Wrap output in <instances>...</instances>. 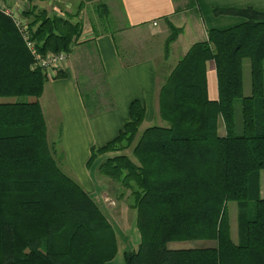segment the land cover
<instances>
[{
	"label": "trees",
	"instance_id": "1",
	"mask_svg": "<svg viewBox=\"0 0 264 264\" xmlns=\"http://www.w3.org/2000/svg\"><path fill=\"white\" fill-rule=\"evenodd\" d=\"M213 11L245 22L209 30L207 40L179 61L159 94L166 126L139 134L146 107L135 99L118 136L91 148L87 168L112 154L98 172L128 190L137 211L141 243L125 253V264H264V12ZM28 17L42 55H71L79 46L84 25L72 21L76 16L33 10ZM169 26L170 44L180 30ZM88 49L93 53L94 46ZM245 60L251 95L244 92ZM209 61L216 66L218 100L208 93ZM33 64L23 34L0 11V98H33L0 103V264H107L118 253L116 233L91 195L57 163L39 102L51 79ZM93 66L97 75L99 66ZM64 70L56 78H64ZM78 76L88 115L116 107L105 76L96 84L88 73L78 70ZM230 202L238 204V241L231 234ZM183 241L214 246L169 247Z\"/></svg>",
	"mask_w": 264,
	"mask_h": 264
},
{
	"label": "crops",
	"instance_id": "2",
	"mask_svg": "<svg viewBox=\"0 0 264 264\" xmlns=\"http://www.w3.org/2000/svg\"><path fill=\"white\" fill-rule=\"evenodd\" d=\"M3 6L14 10L27 23L28 15L36 10L51 15L60 12L66 18L76 16L72 21L80 20L84 25L76 48L85 50L88 53L85 57L91 55L92 62L108 79L116 107L96 116L88 115L79 87L78 67L83 63L76 64L83 61L82 53L76 57L74 53L69 55L63 72L65 77L48 81L39 102L47 124L48 143L56 150L59 167L91 195L116 233L118 253L107 264H125V253L138 249L141 243L137 211L131 208L127 191L120 199L108 194L111 200L122 204L105 202L104 184L98 177L110 178L101 176L98 166L113 155L100 157L90 170L87 161L91 148L104 146L118 136L129 119V106L135 99L144 102L148 112L143 125L152 126L158 115L163 121L159 110L160 89L179 61L194 44L207 40L209 30H225L245 22L238 16L216 15L215 7H251L264 12V0H0V8ZM169 24L180 30L170 44ZM90 43L94 46L93 53L88 49ZM93 75L96 74L93 72ZM207 79L210 99L218 100L214 61L207 64ZM124 205L130 228L126 226ZM111 207L116 208L115 213Z\"/></svg>",
	"mask_w": 264,
	"mask_h": 264
},
{
	"label": "rangeland",
	"instance_id": "3",
	"mask_svg": "<svg viewBox=\"0 0 264 264\" xmlns=\"http://www.w3.org/2000/svg\"><path fill=\"white\" fill-rule=\"evenodd\" d=\"M87 21H88V23L89 22L92 23V20H90V19H88ZM118 41H119V38H118ZM79 53H82L84 55V59H83V61L80 60V61H78L76 63L78 65H81L83 63L82 66L78 67V70L82 71L83 73H88L90 75V77H91L90 79H91V83L92 84L93 83L96 84L98 82L103 81L104 75H103L102 71L99 70V73L97 75H93V72H95V70H96V69H93V67H94L93 66V62H92L93 58H91V56L85 57V56L88 55V53L85 50H83V51L80 50L79 51V49L77 50V48H76V50L74 52V57H76L77 54H79ZM91 75H93V76H91ZM105 84H107V86L110 88L108 79L105 82ZM89 88H91V86H89ZM160 91H161V89H160ZM244 92H245V95H251V93H252L250 60H245V62H244ZM16 100H19V101H31V100H33V98H10V99H1L0 98V103H4V102H8V101H16ZM235 110H236V120H237V122H241V120H242V104H241V100H237L236 101ZM147 114H148V112L146 110V115ZM152 123H154V124H152V126H155V125L166 126V124L163 123V121L160 120L159 115L157 116V118H154ZM148 125L149 124L142 125V127L140 128L139 134L142 133L146 128H148L149 127ZM220 132L222 134L225 133V127H224L223 121H221V123H220ZM53 149H55V148H53ZM125 153L130 158H132V160L134 162H136V159L131 154V150L125 151ZM99 177H98V180L101 181V184H104V188H105V190H103V195H102L104 200H105V202H107L108 204H111V202L113 201V202H115V204H117V206L119 204H122V202H118V201H115L114 199L113 200H111V199L112 198H117V199L122 198L123 192H125V191L128 192V194H129L128 198H130V192L128 190L123 189L117 182H114L111 179H110L111 181L107 180V179H104V178L100 179ZM261 178H262V184H261L262 185V197L264 198V170L261 171ZM101 184H100V186H101ZM118 187H119V190H118ZM115 190H116V192H115ZM108 194H110L112 198L108 197ZM123 208H124V218H125V220L127 222L126 226H127V228H130L132 225H131V222L127 220L125 205L123 206ZM104 209L106 211H108L110 208H104ZM111 212L115 213L116 212V208L115 207H111ZM228 212H229L230 219H231V234H232V238H233L234 241H238V219H237L238 218V204L236 202L228 203ZM119 226L121 227V225H119ZM209 246H214V242H212V241H193V242L192 241H183V242H171L169 244V247L173 248V249L198 248V247H209Z\"/></svg>",
	"mask_w": 264,
	"mask_h": 264
},
{
	"label": "built area",
	"instance_id": "4",
	"mask_svg": "<svg viewBox=\"0 0 264 264\" xmlns=\"http://www.w3.org/2000/svg\"><path fill=\"white\" fill-rule=\"evenodd\" d=\"M3 7L0 8V11L9 16L14 21L15 25L23 34V38L26 42L27 48L34 57V64L32 66V69H39L51 80L55 79L58 76V72L66 68V65L69 61V54L65 51H62L58 54L48 53L46 55H42L40 52H38L35 42L31 40L27 21L23 20L21 16L17 15L14 10ZM58 14L61 15L60 12H58Z\"/></svg>",
	"mask_w": 264,
	"mask_h": 264
}]
</instances>
